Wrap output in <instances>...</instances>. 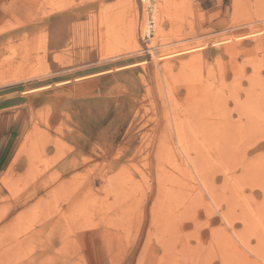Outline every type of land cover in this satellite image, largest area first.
Here are the masks:
<instances>
[{
  "label": "rangeland",
  "instance_id": "1",
  "mask_svg": "<svg viewBox=\"0 0 264 264\" xmlns=\"http://www.w3.org/2000/svg\"><path fill=\"white\" fill-rule=\"evenodd\" d=\"M12 98L0 264H163L153 221L174 264H264V0H0ZM177 132L201 198L166 179Z\"/></svg>",
  "mask_w": 264,
  "mask_h": 264
},
{
  "label": "bare ground",
  "instance_id": "2",
  "mask_svg": "<svg viewBox=\"0 0 264 264\" xmlns=\"http://www.w3.org/2000/svg\"><path fill=\"white\" fill-rule=\"evenodd\" d=\"M149 1V0H148ZM155 7H156V3L151 4L149 12L151 17H153V23L150 26V24L147 25V29L146 32L150 33L153 28H155L157 22L155 20L154 17V11H155ZM151 19V21H152ZM152 28V29H150ZM165 144H164V150H165V158H164V168H166L169 172H171V176H166L165 178L171 183H180V185L186 189H188L189 191H192L193 197L195 196V198H201V194H200V190L198 189V181L200 182V185L204 186L205 184H203L204 179V169H205V161L204 158L202 156V154H200L198 151H195V153L191 154H187L185 148H184V142L182 141V137L180 136V134L177 132L176 135V140H174V137L171 136V138H169V135H165ZM196 155V156H194ZM55 165V164H54ZM159 165V163H158ZM46 169V168H45ZM44 169V170H45ZM167 170L165 171V173L167 172ZM167 174V173H166ZM75 175V174H74ZM161 176V175H160ZM162 177V176H161ZM54 178V177H53ZM159 178V177H158ZM163 178V177H162ZM198 180V181H197ZM214 181H217L216 179ZM218 183V182H217ZM165 183L162 185L164 186ZM175 188V187H174ZM191 190H190V189ZM19 189V188H18ZM166 189V188H165ZM170 189V187H169ZM184 191V189H183ZM21 192V191H20ZM188 192V191H187ZM167 193V192H166ZM185 193V191H184ZM16 194V193H15ZM64 196V195H63ZM190 196V195H189ZM17 197V196H16ZM167 197V196H166ZM187 198V197H186ZM191 199V198H190ZM204 199V198H203ZM180 200V199H179ZM196 200V199H195ZM202 200V199H201ZM167 200H165L166 202ZM25 202V201H24ZM39 202V201H38ZM163 202V201H162ZM198 202V200H197ZM205 202V201H204ZM167 203V202H166ZM191 204V202H190ZM205 204V203H204ZM163 205V204H162ZM185 205V204H184ZM192 205V204H191ZM201 205V204H200ZM202 205H203V201H202ZM165 206V205H164ZM206 206V205H205ZM156 207V206H155ZM154 207V208H155ZM172 207V206H171ZM34 208V207H33ZM203 210V209H202ZM201 211V210H200ZM199 211V214H200ZM204 211V210H203ZM210 212V211H209ZM208 211L206 212V214L209 213ZM203 213V212H201ZM180 214V213H179ZM178 214V215H179ZM170 215V214H169ZM177 215V214H176ZM177 215V216H178ZM183 215V214H182ZM209 215V214H208ZM201 216V214H200ZM171 219V218H170ZM169 219V220H170ZM182 220V218H181ZM168 221V220H167ZM181 223V222H179ZM184 223V222H183ZM214 223V222H213ZM153 226V230L151 232L150 237L155 236L157 238V240L159 241L158 245L162 248L163 250V255L162 257H160L161 259H163V264H174L179 262V258H175V254H172L171 252L176 253L177 249H178V245L180 244V242L177 240L178 239V231H176L177 229L174 228L173 226L169 225L166 229H165V235L161 234V226L160 224H158L156 221L152 222ZM175 227H177V224H175ZM176 229V230H175ZM180 229V226H179ZM175 231L177 232L175 234ZM217 233V232H216ZM219 234H223L221 233V230H218ZM175 234V235H174ZM153 235V236H152ZM217 236V234H215ZM218 237V236H217ZM154 239V238H153ZM222 240V239H221ZM156 241V240H155ZM187 241V240H186ZM218 241V240H217ZM226 241V240H225ZM191 242L189 241V244ZM186 246L189 247L188 243H185ZM219 247V246H218ZM148 250V249H147ZM186 250V248H185ZM187 251V250H186ZM173 255V256H172ZM183 256V255H182ZM188 256V255H187ZM72 257V256H71ZM182 258V257H181ZM185 258V257H184ZM199 260H202L203 258L199 257ZM206 259L209 257H205ZM160 259V260H161ZM175 259V262H174ZM188 259V258H187ZM186 259V261H187ZM198 260V259H197ZM162 261V260H161ZM210 262V261H207ZM160 264V262H159ZM209 264V263H207Z\"/></svg>",
  "mask_w": 264,
  "mask_h": 264
},
{
  "label": "crops",
  "instance_id": "3",
  "mask_svg": "<svg viewBox=\"0 0 264 264\" xmlns=\"http://www.w3.org/2000/svg\"><path fill=\"white\" fill-rule=\"evenodd\" d=\"M22 108L19 98L0 100V173L13 161L21 143L26 118Z\"/></svg>",
  "mask_w": 264,
  "mask_h": 264
}]
</instances>
